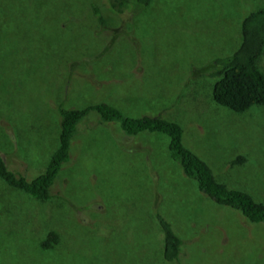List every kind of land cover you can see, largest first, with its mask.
I'll use <instances>...</instances> for the list:
<instances>
[{
    "label": "rangeland",
    "instance_id": "1",
    "mask_svg": "<svg viewBox=\"0 0 264 264\" xmlns=\"http://www.w3.org/2000/svg\"><path fill=\"white\" fill-rule=\"evenodd\" d=\"M92 2L107 4L0 0V156L8 168L34 180L58 147L59 106L107 103L127 116L180 121L186 146L220 182L264 203V106L232 114L193 78L239 48L243 19L264 0H157L104 32ZM259 65L264 71V51ZM239 155L246 162L231 165ZM158 217L183 239L182 262L264 264V222L200 191L171 158L166 135L129 136L90 112L50 199L0 179V264H178L164 260ZM50 231L60 242L43 250ZM16 249L28 258H11Z\"/></svg>",
    "mask_w": 264,
    "mask_h": 264
},
{
    "label": "trees",
    "instance_id": "2",
    "mask_svg": "<svg viewBox=\"0 0 264 264\" xmlns=\"http://www.w3.org/2000/svg\"><path fill=\"white\" fill-rule=\"evenodd\" d=\"M106 1L107 4L103 5L92 2L93 12L97 23L100 24V29H103L102 32L118 27L114 21L117 20L118 23L123 21V15L127 12L132 15L138 11L150 12L157 5V0ZM105 14H110V18L104 16ZM119 37H114L115 41L110 46L117 45ZM241 38V45L233 54L226 56L227 53L207 64L200 65L193 77L197 79L202 77L206 80L208 90L211 89L213 102L236 115H243L256 106H264V71L259 65L260 57L264 51V6H257L243 19ZM194 81V79L187 80L185 83L192 84ZM58 110L61 117L58 147L51 155L44 173L29 181L10 170L5 159L0 156V179L8 186L23 191L35 199L42 201L50 199L51 188L56 177L62 166L70 160L72 139L78 133L79 124L90 112L95 111L103 122L118 123L129 136L141 133L166 135L169 138L171 158L180 164L187 176L197 182L200 191L209 196L216 204L240 211L250 222H264V203L255 200L246 191L229 188L220 182L209 164L186 146L184 142L186 129L180 121L161 115L127 116L117 107L107 103L94 104L85 109H65L59 106ZM220 135L233 137L225 132ZM234 136H238V134L236 133ZM209 139H211V143L214 141L212 138ZM244 162H246V158L239 155L231 162V165ZM158 220L164 233V260L187 264L185 261L182 262L185 249H183V239L174 232L167 220L161 217H158ZM60 239L61 236L58 232L50 231L41 241V248L43 250L53 249ZM11 258L25 260L28 256L22 258L16 249ZM1 261L3 260L0 258V263H2Z\"/></svg>",
    "mask_w": 264,
    "mask_h": 264
}]
</instances>
